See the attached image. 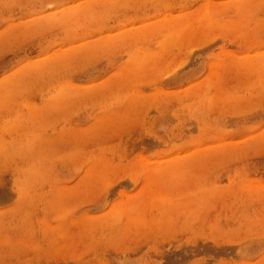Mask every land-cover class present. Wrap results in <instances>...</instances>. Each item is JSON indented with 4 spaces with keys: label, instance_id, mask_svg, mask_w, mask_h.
<instances>
[{
    "label": "rangeland",
    "instance_id": "rangeland-1",
    "mask_svg": "<svg viewBox=\"0 0 264 264\" xmlns=\"http://www.w3.org/2000/svg\"><path fill=\"white\" fill-rule=\"evenodd\" d=\"M0 264H264V0H0Z\"/></svg>",
    "mask_w": 264,
    "mask_h": 264
},
{
    "label": "bare ground",
    "instance_id": "bare-ground-1",
    "mask_svg": "<svg viewBox=\"0 0 264 264\" xmlns=\"http://www.w3.org/2000/svg\"><path fill=\"white\" fill-rule=\"evenodd\" d=\"M146 16V15H145ZM143 19V18H142ZM144 29V28H143ZM152 30V29H151ZM131 31V30H130ZM140 31V30H139ZM153 31V30H152ZM151 31V32H152ZM148 33V32H147ZM146 34V33H145ZM137 36V35H136ZM58 53V52H57ZM55 58V57H54ZM29 65V64H28ZM42 66V65H41ZM43 67V66H42ZM40 68V67H39ZM30 70V69H29ZM168 202V201H167ZM87 223V222H86Z\"/></svg>",
    "mask_w": 264,
    "mask_h": 264
}]
</instances>
